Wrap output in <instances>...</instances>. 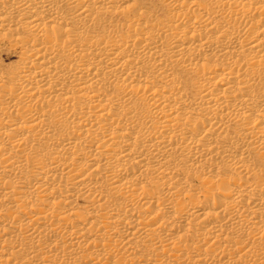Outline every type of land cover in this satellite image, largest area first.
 Listing matches in <instances>:
<instances>
[{
    "label": "bare ground",
    "instance_id": "1",
    "mask_svg": "<svg viewBox=\"0 0 264 264\" xmlns=\"http://www.w3.org/2000/svg\"><path fill=\"white\" fill-rule=\"evenodd\" d=\"M0 264H264V0H0Z\"/></svg>",
    "mask_w": 264,
    "mask_h": 264
},
{
    "label": "rangeland",
    "instance_id": "2",
    "mask_svg": "<svg viewBox=\"0 0 264 264\" xmlns=\"http://www.w3.org/2000/svg\"><path fill=\"white\" fill-rule=\"evenodd\" d=\"M162 13H165V12H162ZM162 13H160V15H161ZM142 19H145V17L142 18ZM7 54H8V53L5 52V53L1 56V60H2L3 65H5V66H6V65H12V64H14V63L17 62L16 59H18L19 51L16 52L15 54H11L10 56H9V55L7 56ZM79 204L82 205V203H79Z\"/></svg>",
    "mask_w": 264,
    "mask_h": 264
}]
</instances>
